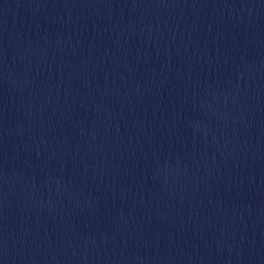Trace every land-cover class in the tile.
<instances>
[{
  "label": "water",
  "instance_id": "95a60500",
  "mask_svg": "<svg viewBox=\"0 0 264 264\" xmlns=\"http://www.w3.org/2000/svg\"><path fill=\"white\" fill-rule=\"evenodd\" d=\"M0 264H264V0H0Z\"/></svg>",
  "mask_w": 264,
  "mask_h": 264
}]
</instances>
